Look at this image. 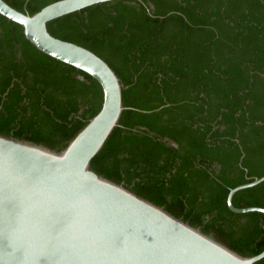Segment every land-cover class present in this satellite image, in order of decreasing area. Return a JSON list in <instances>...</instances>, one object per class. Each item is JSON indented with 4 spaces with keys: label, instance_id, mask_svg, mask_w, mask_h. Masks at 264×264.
<instances>
[{
    "label": "trees",
    "instance_id": "trees-1",
    "mask_svg": "<svg viewBox=\"0 0 264 264\" xmlns=\"http://www.w3.org/2000/svg\"><path fill=\"white\" fill-rule=\"evenodd\" d=\"M6 1L34 14L56 0ZM48 30L97 53L123 84L120 125L91 167L243 255L262 252L264 213L233 212L227 196L264 175V0H113ZM102 102L95 78L0 14V134L60 151ZM233 203L264 207V181Z\"/></svg>",
    "mask_w": 264,
    "mask_h": 264
},
{
    "label": "water",
    "instance_id": "water-1",
    "mask_svg": "<svg viewBox=\"0 0 264 264\" xmlns=\"http://www.w3.org/2000/svg\"><path fill=\"white\" fill-rule=\"evenodd\" d=\"M108 1L56 0L29 14L0 0V14L22 25L32 44L88 73L103 91L99 112L60 151L0 134V264H255L264 250L243 255L91 167L120 125L123 84L105 59L52 35L48 22ZM263 181L231 188L229 208L264 213L233 203L237 191Z\"/></svg>",
    "mask_w": 264,
    "mask_h": 264
}]
</instances>
